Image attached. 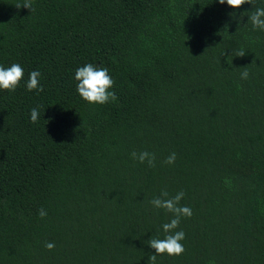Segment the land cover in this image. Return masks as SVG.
Here are the masks:
<instances>
[{
  "label": "trees",
  "instance_id": "obj_1",
  "mask_svg": "<svg viewBox=\"0 0 264 264\" xmlns=\"http://www.w3.org/2000/svg\"><path fill=\"white\" fill-rule=\"evenodd\" d=\"M0 264H264V0H0Z\"/></svg>",
  "mask_w": 264,
  "mask_h": 264
}]
</instances>
